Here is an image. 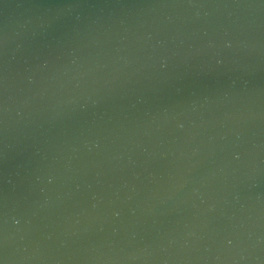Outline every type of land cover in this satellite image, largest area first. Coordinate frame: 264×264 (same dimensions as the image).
Instances as JSON below:
<instances>
[{"label":"water","instance_id":"water-1","mask_svg":"<svg viewBox=\"0 0 264 264\" xmlns=\"http://www.w3.org/2000/svg\"><path fill=\"white\" fill-rule=\"evenodd\" d=\"M0 264H264V0H0Z\"/></svg>","mask_w":264,"mask_h":264}]
</instances>
